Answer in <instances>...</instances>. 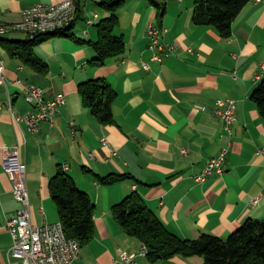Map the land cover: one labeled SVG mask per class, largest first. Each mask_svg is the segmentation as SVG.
Listing matches in <instances>:
<instances>
[{"label": "crops", "instance_id": "1", "mask_svg": "<svg viewBox=\"0 0 264 264\" xmlns=\"http://www.w3.org/2000/svg\"><path fill=\"white\" fill-rule=\"evenodd\" d=\"M59 1L0 0V23L8 28L0 39L4 44L23 41V32L10 28L23 11L36 3ZM104 1L111 0H74V19L61 32L95 42L99 21L110 15L100 5ZM157 1L165 7L161 21L150 0H124L113 33L124 38L125 52L100 66L91 63L97 52L89 42L78 43L60 33L39 36L34 46L48 67L46 73L0 45L7 82L0 86V264H21L11 255L13 241L6 228L7 216L19 204L2 167L3 149L16 144L26 165L34 226L59 220L49 181L64 167L94 203V237L73 264H122L120 250H139L142 243L125 234L111 214L112 205L133 191L183 239L203 232L226 238L248 219L264 221V119L250 99L264 78V0L244 6L227 38L213 26L192 22L193 0ZM150 24L165 29L164 39L174 45L170 54H161V61L153 60L148 49ZM95 78H103L116 91L112 125L101 124L78 92L80 83ZM15 80L40 87L47 100L65 95L53 125L40 121L32 131L14 120V115L35 110ZM219 99L236 101L230 132L215 113ZM222 148H227L223 174L196 181L195 175ZM108 174L130 178L110 185L98 181L97 176ZM136 261L203 262L200 256L180 255Z\"/></svg>", "mask_w": 264, "mask_h": 264}, {"label": "trees", "instance_id": "2", "mask_svg": "<svg viewBox=\"0 0 264 264\" xmlns=\"http://www.w3.org/2000/svg\"><path fill=\"white\" fill-rule=\"evenodd\" d=\"M150 1L158 9V20L161 21L164 4L157 0ZM249 1L193 0L192 22L213 26L222 37L227 38L231 34L233 21ZM123 3L124 0L101 2L100 5L109 10L110 15L99 21L98 37L93 43L76 37L74 33L61 32L69 25L40 36L60 33L78 43L89 42L97 52V57L91 63L103 65L108 59L123 54L126 49L124 38L113 33L118 24L116 12ZM38 37L5 44L0 39V45L6 46L12 56H18L36 71L46 73V63L34 52V46L40 41ZM78 92L83 105L101 124L115 123L112 104L116 91L109 83L103 78L89 79L78 85ZM250 99L264 119V78L253 90ZM127 178L130 176L125 174L97 176L104 185ZM49 189L66 237L76 239L81 247L89 243L94 237V203L89 195L78 189L72 177L63 169H59L50 179ZM111 214L125 234L147 246V258L151 262L180 255L200 256L202 264H264V221L248 219L226 238L203 232L195 239H183L169 231L135 191L112 205Z\"/></svg>", "mask_w": 264, "mask_h": 264}, {"label": "built area", "instance_id": "3", "mask_svg": "<svg viewBox=\"0 0 264 264\" xmlns=\"http://www.w3.org/2000/svg\"><path fill=\"white\" fill-rule=\"evenodd\" d=\"M76 8L74 0H61L56 3H36L23 11L22 19L10 26L13 30L23 32L26 40H32L40 35L56 31L70 25L74 19ZM8 28L0 23V34ZM166 30L156 24L148 25L146 29L149 39L148 49L152 59L161 61V54L167 55L174 50V45L164 39ZM147 68L148 65L144 64ZM264 67V65H263ZM15 84L22 86L25 100L32 104L35 110L23 115H14V120L24 122L29 130L37 131L40 121L54 124L57 112L65 103L63 93L56 94L52 99H45L43 91L36 85H27L20 80ZM6 86L5 65L0 56V86ZM6 106L11 109V98ZM204 109V107H202ZM215 113L221 118L224 127L230 132V126L235 120L236 101L219 99ZM103 145L106 138L101 139ZM187 149L183 148L182 153ZM227 148H222L217 156L210 158L201 172L195 175L196 181H203L207 176L224 172L223 164ZM2 167L12 184V192L19 207L7 216L6 228L12 237L11 255L18 258L21 264H73L79 258L81 246L76 239L67 238L60 221L34 226L31 223L29 194L26 185V165L20 160L19 145L3 149ZM64 167V170H67ZM148 248L141 244L138 251H119L122 264H137V257H147Z\"/></svg>", "mask_w": 264, "mask_h": 264}]
</instances>
